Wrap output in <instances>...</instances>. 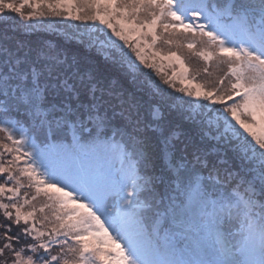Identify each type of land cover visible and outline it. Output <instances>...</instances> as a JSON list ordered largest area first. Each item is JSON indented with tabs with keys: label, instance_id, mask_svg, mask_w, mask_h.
Wrapping results in <instances>:
<instances>
[{
	"label": "snow or ice",
	"instance_id": "obj_1",
	"mask_svg": "<svg viewBox=\"0 0 264 264\" xmlns=\"http://www.w3.org/2000/svg\"><path fill=\"white\" fill-rule=\"evenodd\" d=\"M8 13L91 21L64 39L151 100L15 35L35 23L0 30V264H264V0H0Z\"/></svg>",
	"mask_w": 264,
	"mask_h": 264
},
{
	"label": "trees",
	"instance_id": "obj_2",
	"mask_svg": "<svg viewBox=\"0 0 264 264\" xmlns=\"http://www.w3.org/2000/svg\"><path fill=\"white\" fill-rule=\"evenodd\" d=\"M25 11L27 12L29 11V9H25ZM6 17L9 21H11L12 25L7 21L4 23H0V30H3L6 25L10 28L15 27L16 25L20 24L19 22H21V24L35 23L37 24L36 31L31 33H24L23 31L18 30L15 35H17L21 39H25L31 42H39L41 40L59 42L67 48L69 55L78 57L85 64L94 63L96 65H99L101 72H103L109 79L118 80L128 93L135 94L142 103L151 100V94L145 93V91L142 89V83L145 78L142 77L140 81L133 83L131 77H129L128 74L119 67L105 66L103 63V57L99 56L94 50H89L75 41H67L64 39L63 33L65 31H68L70 33L82 32L85 28L92 24L91 21L85 24L81 21L62 20L58 17H45L39 21H21L20 17L15 13H8ZM96 26L102 27L98 24V22ZM164 63L165 65H167L166 61ZM198 63L199 62L195 59L191 61V64L193 66L197 65ZM165 71L170 75L172 69L166 67ZM145 72H147V70H145ZM156 79L159 80V77H156ZM176 84L177 87L181 86L178 81L176 82ZM160 147L162 146L157 147V151H159ZM164 167V160L159 159L157 161L158 173H162ZM2 219L3 217L2 215H0V220Z\"/></svg>",
	"mask_w": 264,
	"mask_h": 264
},
{
	"label": "rangeland",
	"instance_id": "obj_3",
	"mask_svg": "<svg viewBox=\"0 0 264 264\" xmlns=\"http://www.w3.org/2000/svg\"><path fill=\"white\" fill-rule=\"evenodd\" d=\"M8 22V23H10L11 24V21H9L8 19H7V17H0V23H4V22ZM20 24H21V22H19ZM12 25V24H11ZM6 202V201H5Z\"/></svg>",
	"mask_w": 264,
	"mask_h": 264
}]
</instances>
